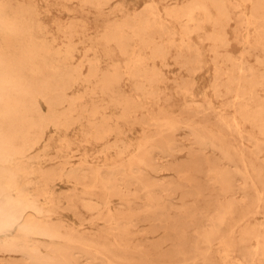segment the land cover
<instances>
[{
  "label": "bare ground",
  "instance_id": "6f19581e",
  "mask_svg": "<svg viewBox=\"0 0 264 264\" xmlns=\"http://www.w3.org/2000/svg\"><path fill=\"white\" fill-rule=\"evenodd\" d=\"M77 1L102 13L112 0ZM242 1L249 6L243 8L240 0H188L160 9L149 0L139 12L104 22L95 47L79 55L72 42L76 26L65 29L67 41L59 44L31 2L0 0V254L19 256L22 264H158L141 246L130 244L136 213L116 212L110 201L115 196L129 201L128 189L136 184L145 193L144 216L161 218L159 192L178 183L150 179L146 172L163 169L155 154L174 159L183 150L175 136L184 129L200 150L218 151L224 165L210 159L186 163L177 168L180 176L199 192L194 173L205 171L218 194L227 198L206 216L207 226L197 229L192 248L175 246L177 255L212 263L210 252L217 243L223 264H259L264 259V225H243L264 213V0ZM237 9L236 16L253 31L244 42L263 52L254 65L225 50ZM170 21L179 28L169 26ZM198 33L213 54V94L230 98L226 105L234 108L230 118L220 113L217 120L251 142L249 154L245 148L233 150L223 128L148 110L145 100L157 95V83L163 81L149 61H164L178 35L179 63L200 67L201 48L192 40ZM180 89L191 92L188 83ZM195 107V112L213 109L209 99ZM75 127L81 129L82 142L102 145L105 154L115 150V157L98 164L84 157L73 162L79 149L71 152L68 133ZM135 127L142 133L132 144L125 137ZM52 132L59 134L53 154L48 152ZM62 183L73 187L63 191ZM62 211L79 217L81 224V211L92 215L88 223L105 222L106 237H89L77 226L54 220ZM251 240L246 255L242 248ZM235 250H241L240 256ZM3 258L0 264L14 263Z\"/></svg>",
  "mask_w": 264,
  "mask_h": 264
},
{
  "label": "rangeland",
  "instance_id": "374dc122",
  "mask_svg": "<svg viewBox=\"0 0 264 264\" xmlns=\"http://www.w3.org/2000/svg\"><path fill=\"white\" fill-rule=\"evenodd\" d=\"M31 2L37 10L39 19L46 26L50 36H54L59 44L67 41L64 36V31L69 25L77 27V32L72 38L77 53L80 55L84 53L91 46L95 47L99 27L106 21L112 19H119L123 14H133L139 12L149 0H112L110 5L105 7L102 13L96 9L81 5L77 0H26ZM160 9L168 6L183 3L188 0H155ZM243 3V8L249 6ZM115 8V9H114ZM116 10L114 12V10ZM240 13L237 9L234 11L235 16L231 19L228 26L229 46L227 53L233 57H244L247 62L254 65L257 55H262L260 50L249 48V45L244 42L246 33L253 32L248 29L241 22V19L236 16ZM169 26L179 28V23L170 21ZM207 31L211 30V25L207 24ZM203 33L193 34L192 40L198 43L201 48L203 63L200 67L193 68L191 66L181 65L177 59V44L179 43V36L175 37V45L170 47L166 58L163 60L157 59L155 62H150L161 71L163 81L157 83V95L154 98L145 100L148 110L151 114L159 115L165 112L167 115L174 117L184 116L192 118L197 122H203L207 125L218 128H223L221 123L217 120V115L222 113L224 117L230 118L234 113L232 106L226 105L229 101L226 97H216L211 88V82L214 77L213 54L209 49V42L202 41ZM253 35V34H252ZM167 35L162 36V40H166ZM195 69V70H188ZM188 83L191 92L184 93L180 89V85ZM126 89L131 92V84L127 83ZM206 99L211 100L213 109L195 112L196 105L204 103ZM248 127V126H247ZM154 131L156 126L149 127ZM249 131V128H247ZM222 133L231 145L233 150L245 148V152L249 154L253 146L250 141L242 139L234 130L223 128ZM142 129L135 127L132 132L127 133L125 140L129 143L135 144L141 137ZM81 129L75 127L68 133L71 141L72 151L79 149L73 162H78L80 157H84L91 164L101 163L106 157L114 158L115 150L108 153H101L102 145L100 144H85L81 141ZM59 134L52 132V142L48 152L53 154L58 146ZM176 140L183 150L179 152L174 159L162 158L159 154H155V161L157 164L163 166V169L156 173L152 170L147 171L146 175L150 179L162 178L165 181L178 183L175 188L168 192H159L161 196V203L164 206V214L159 219L146 217L143 214L145 203V193L136 184L129 187V192L132 194L129 201L121 200L119 197H112L110 201L111 208L116 212H126L132 210L136 213L133 218V225L131 227L130 244L139 245L145 249L151 259L156 260L158 264H223L219 254L217 243L211 248L210 255L212 263H204L202 261L190 262L178 256L176 253V245H182L184 248H192L198 240L197 229L207 226L206 216L213 212V208L220 202L226 200L227 196L218 194L217 187L211 183L209 176L205 171L194 173V181L199 185L200 191L182 179V175L178 172L180 166H186V163L196 162L210 159L212 161L220 162L218 151L210 148L200 150L196 144L193 143L192 137L184 129H179L176 132ZM264 156V153H263ZM58 160V159H57ZM56 162V161H55ZM178 168V169H177ZM237 183H240L238 181ZM73 187L72 184L62 183L60 189L67 191ZM81 190V187H78ZM235 198L241 199V195L236 193ZM85 223L81 224L79 217L75 216L69 211H62L60 215L55 216L54 220H61L65 223L72 224L79 227L83 233L89 237L97 239L105 238V231L107 225L101 220H96L92 224L87 221L91 219L92 215L81 211ZM178 220L185 221L184 224L179 225ZM177 224L176 229H172L173 224ZM248 223H255L257 225H264V213H257L254 218L249 221L246 219L243 225ZM200 226V227H199ZM264 230V228H263ZM238 232H235L237 236ZM111 235H108L109 238ZM254 241L247 242L244 254L252 249ZM192 250V249H191ZM239 251L235 250L234 254L240 256ZM190 253V252H189ZM4 257V261H13V264H22L19 256L10 257L0 254V258ZM1 260V259H0ZM259 264H264V259L258 260Z\"/></svg>",
  "mask_w": 264,
  "mask_h": 264
}]
</instances>
